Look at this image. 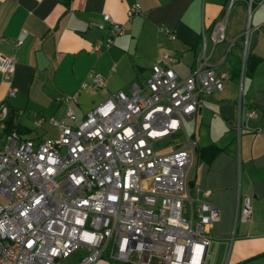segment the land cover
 <instances>
[{
  "label": "built area",
  "instance_id": "obj_1",
  "mask_svg": "<svg viewBox=\"0 0 264 264\" xmlns=\"http://www.w3.org/2000/svg\"><path fill=\"white\" fill-rule=\"evenodd\" d=\"M261 1L247 0L248 9ZM139 11L134 2L126 16ZM103 23L107 37L97 40L93 50L108 47L123 31L108 14L96 27L102 29ZM160 30L175 39L169 28ZM222 31L223 21L210 35L212 45L222 39ZM19 44L16 40L11 47ZM158 62L141 84L132 82L126 91L110 94L75 122L68 103L77 102L81 89L104 85L100 74L89 70V83L84 80L77 91L63 96L64 117L49 120L56 128L54 138L34 143L15 131L4 135L0 264H62L78 250L84 254L75 264L102 257L109 264H201L219 212L205 192L189 183L196 143L182 120L196 111L199 93L221 91L228 75L208 64L203 35L202 49L185 77L172 70L168 53H161ZM243 64L244 59L241 71ZM0 73L8 84L6 96H13L12 58L0 55ZM239 109L237 104L238 116ZM5 114L0 102V119ZM246 116L255 113L249 109ZM176 137L173 149L154 148L164 138ZM236 219H250L248 197L236 206Z\"/></svg>",
  "mask_w": 264,
  "mask_h": 264
},
{
  "label": "crops",
  "instance_id": "obj_2",
  "mask_svg": "<svg viewBox=\"0 0 264 264\" xmlns=\"http://www.w3.org/2000/svg\"><path fill=\"white\" fill-rule=\"evenodd\" d=\"M134 2L140 11L127 17ZM229 2L0 0V55L13 59L11 85L15 88L13 96H6L8 84L0 73V102L6 108L0 119V147L8 133L7 120L9 130L21 138L40 141L29 136L30 129L16 117L18 109L31 100V93L35 98L39 93L49 98V90L59 92L58 101L65 107L62 119L67 106L63 96L77 91L82 81L89 83L86 73L93 70L103 78V87L81 89L77 102L68 103L70 108L78 105L83 90H100L101 98L88 111L112 89L126 91L132 82L142 83L151 65L160 64L163 52L172 57L175 74L185 77L202 49L203 35L208 64L228 77L221 91L199 93L196 111L182 120L184 131V123L193 120L192 130L185 133L196 148L212 145L219 149L209 161L195 159L188 175L189 183L205 192L219 212L201 264H264V0L249 9L247 0ZM104 13L121 24L123 31L108 47L93 50V44L108 34L107 24L96 27ZM222 21V39L212 45L210 35ZM162 27L173 31L175 39H168ZM16 40L20 44L13 49ZM257 58L243 74L241 60L250 66ZM114 81L118 85L113 88ZM249 109L255 113L253 118L246 116ZM86 111L78 116L73 111L74 120L80 121ZM243 197L249 199L250 219L241 222L236 219V206L240 207ZM92 264L109 261L100 258Z\"/></svg>",
  "mask_w": 264,
  "mask_h": 264
},
{
  "label": "rangeland",
  "instance_id": "obj_3",
  "mask_svg": "<svg viewBox=\"0 0 264 264\" xmlns=\"http://www.w3.org/2000/svg\"><path fill=\"white\" fill-rule=\"evenodd\" d=\"M128 63H131L128 61ZM113 88L118 85V83L111 82ZM138 84H141L138 82ZM51 87L49 86V89ZM52 89V88H51ZM127 89V88H126ZM117 90L112 89L110 91V94L115 93ZM100 90H96L93 93H90L88 90H83L79 96H78V105L71 104L72 110L75 112V114L78 116L81 112L86 111L89 107L93 105L95 101H97L99 98H101V95L99 94ZM49 98L42 96V94L39 93V98H35V94L31 93V100L28 102L26 107H22L21 109H18L17 119L20 120L21 124L25 127H28L30 129L29 136L31 137H37L39 140H43L46 138H54L56 136V130L53 126L49 124L50 118L53 119H60L63 115L64 111V105L62 103H59V97L60 93L57 91L51 92L49 90ZM64 94V93H63ZM109 94V95H110ZM107 95V96H109ZM57 98V100H56ZM79 120L76 119L75 122H78ZM38 123L39 126H36L35 124ZM193 120H189L184 123V128L187 133H189L192 130L193 127ZM0 123V127H1ZM180 137H176L174 140H171L169 138H164L161 142H159L158 145H154L155 149H158L160 147H163V151H169L174 148V146L179 141ZM149 184V183H148ZM82 253L80 250L77 252L72 253L69 255L62 264H75L78 261V255ZM84 254V253H82ZM102 259L107 260L106 258L102 257Z\"/></svg>",
  "mask_w": 264,
  "mask_h": 264
},
{
  "label": "trees",
  "instance_id": "obj_4",
  "mask_svg": "<svg viewBox=\"0 0 264 264\" xmlns=\"http://www.w3.org/2000/svg\"><path fill=\"white\" fill-rule=\"evenodd\" d=\"M259 59H254L253 62L250 64V66L247 64V60H244V64H243V69H242V73L245 74L248 72L247 69H251L252 65L257 62ZM249 67V68H248ZM249 69V70H250ZM7 124V129H8V132H10L11 130L10 129V123H9V120H7L5 122ZM218 148L212 146V145H208V146H205V147H201V148H196L195 150V157L196 159H203V160H206V161H209L217 152H218ZM124 264H128V263H124Z\"/></svg>",
  "mask_w": 264,
  "mask_h": 264
}]
</instances>
